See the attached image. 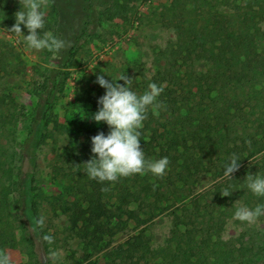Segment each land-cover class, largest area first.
Wrapping results in <instances>:
<instances>
[{"label":"trees","instance_id":"trees-1","mask_svg":"<svg viewBox=\"0 0 264 264\" xmlns=\"http://www.w3.org/2000/svg\"><path fill=\"white\" fill-rule=\"evenodd\" d=\"M189 1L191 0H174L166 9L168 12L176 13L179 5L182 4L184 6L181 8H186L189 12L191 9L186 7ZM74 2L51 0L58 15H66L65 21L72 18L76 7L77 12L83 8L84 20L76 34V42L67 50L65 49L67 51L65 60L57 62V68L47 69L44 80L38 85L36 91L38 99L27 127V135L13 150L12 157L18 164L17 170L14 172L12 168H6L0 160V183L2 184L0 187V249L6 251L18 244L14 236V226L8 214L9 196L15 194L18 203L17 219L29 231V239L25 241L29 254L28 264H52L48 255L39 261L36 251V247L47 251L48 240L45 239L34 187L38 149L45 140V132L54 109L55 99L61 90L60 77L64 75L65 69L70 67L79 49V41L90 40L95 35L91 34L90 26L95 24L99 27L104 21L115 18L127 19L135 9V0H82L83 7L79 9ZM194 4H197V7L193 6L196 15L204 14L198 10L206 7L209 15H213L216 9H220L224 15L223 18L231 15L226 14L225 10H232L234 19L232 18L233 22L228 25L223 24L224 20L218 19L214 21L215 25H206L201 29L196 24L189 27L179 26L177 37L184 47L180 49V54L177 56H169V53H165V59L171 63L167 71L171 73V78L167 86H161L163 92L160 96L159 110L166 109L165 111L170 114L173 113L172 117H176L174 121H177L179 130L165 129L160 137L154 136L151 141H147L144 135L140 138L146 159L158 160L167 157L169 164L165 171L166 178L160 176L150 181L145 176L140 178L139 174H134V178L132 175L121 177L125 181L124 189L121 194H118L121 196L117 198L111 193L114 182L101 183L90 179L84 164L92 157L91 137L100 132L107 135L109 128L106 124L100 128H92L80 119L73 121L72 128L68 129V145H65L62 152L58 153V162H62L66 167L59 164L55 167L58 173L63 174L64 179L72 180V170H84V173L74 180V185L70 189L77 188L79 194L85 196L87 207L82 211L85 225L84 232L80 236L85 240L88 239L87 245L92 244L98 247L105 235L108 237L115 235L118 230L115 225L113 228L106 229L107 227L105 228L102 223L104 219L111 221L117 211L126 217L127 222L134 221L137 225H142L152 221L159 213L157 210L162 209L161 204L172 199L174 204L171 212L174 223L172 239H169L164 247L154 250L155 257H161L160 262L155 264H204L210 255L194 257L192 241L198 243L195 246L200 248L202 253L205 251L208 254L218 255L214 258L212 256L209 260L211 264H250L251 261V264H254L253 258L245 260L244 257L247 254L257 255L258 253H253V249L243 242L237 245V241H226L221 249H217L221 242L219 238L224 230L225 220L221 217L213 219L214 223L211 225L210 220L206 219L208 215L213 216L215 206L220 210L221 206H226L225 202L228 199L233 200L236 187L240 181L244 182V178L240 179L241 174L215 183L213 191H215L216 205L206 206V211L202 215L199 212L203 205L201 201H197L194 204L195 209L189 211V206L184 201L179 205L176 204L178 202L176 193L177 189L186 187V181L190 182L191 177L195 175L199 178L203 174L212 173L213 177L218 179L220 168H224L225 163L234 154L241 160V165L246 160L261 158L258 162L262 165L259 164L257 173L264 175V100L262 98L264 83H259L260 86L248 81L253 75L259 78L258 82H264V68H254L250 74L246 59H241V56L256 54L260 43L264 41V31H261V23L264 21V0H204L202 5L197 2ZM8 8V6L3 8L5 13H9ZM216 16L217 14L211 19ZM73 18L70 28H74ZM241 19H244L246 26ZM236 22L237 25H235ZM250 26L254 31H250ZM8 52L13 58L14 52L10 50ZM4 54L0 52L2 55L0 60L4 58ZM198 64L207 65L208 68L205 71L198 69ZM1 69L9 71L6 65H2ZM51 73L57 74L52 76ZM232 83L244 90L249 89L256 97L257 103L251 105L248 111H244L246 103L231 104V99L223 96L230 91L225 84L232 85ZM187 87L188 91L185 90ZM2 94L0 93V129L4 130L7 120L11 122L12 120L3 111L6 96ZM187 94L192 95L193 100L198 99V103L188 107L186 113L182 114L179 102H188L190 97H187ZM88 98L95 107H98V97L89 94ZM149 116L153 117V112H150ZM162 127L166 128V125L163 124ZM161 129L159 126L152 130L157 134ZM180 150H182L181 153H179ZM27 160L30 168L23 171V164ZM213 165L216 166L214 171ZM171 174H177L183 184L175 185ZM169 189L173 190L171 194L168 193ZM225 190L231 195L221 196L220 193ZM113 197L119 202L118 206L116 201H112ZM165 206L163 209H166L168 205ZM85 212L91 215L87 214V216ZM214 236L218 240H215ZM136 239H140V236L134 237V240ZM134 240L128 239L112 247L108 255L110 256L109 264H140L139 258L143 260L144 256L140 257L139 255L142 254L133 247Z\"/></svg>","mask_w":264,"mask_h":264},{"label":"rangeland","instance_id":"rangeland-1","mask_svg":"<svg viewBox=\"0 0 264 264\" xmlns=\"http://www.w3.org/2000/svg\"><path fill=\"white\" fill-rule=\"evenodd\" d=\"M71 1H75V6H78V9L83 7L82 0ZM173 1L135 0L134 12L129 14L127 19L115 18L104 21L99 27L95 24L90 26L91 34L95 35L90 40L82 39L79 41V49L76 51L70 67L65 69L64 75H61V90L56 96L54 109L45 132L46 137L38 149L37 165L35 166L34 191L39 204L42 227L46 237L51 238L50 240L47 239V251L36 247L39 261L45 255H48V259L52 264H109L110 256L108 255L112 247L140 236V239L133 241V247L137 249L139 254H142L139 256H144L143 260L138 256L140 264H155L160 262L161 257H155L154 250L164 247L168 240L172 239L174 223L172 222L171 212L174 209V204L171 199L161 204L162 209L157 210L159 213L152 221L142 225H137L134 221L127 222L126 217L117 211L116 216L111 221L104 219L102 223L105 228L107 227L106 229L113 228L115 225L118 228L115 235L111 237L105 235L104 240L98 247L92 244L87 245L88 239L85 240L80 236L84 232L83 226L85 225L82 214L84 208L87 207L85 196L79 194L77 188L70 189L74 185V180L78 179L84 173V170L74 169L71 172L73 180L64 179L63 174L56 171L55 165L59 164L66 167L62 162H58V153L62 152L65 145H68V129L72 128L74 120H83L85 125L92 128H100L104 125V123L97 124L92 119L98 107H95L94 103L89 101L88 98L89 94L98 98L105 94V89L95 82L97 74H103L109 80H111V77L117 79L122 75L128 76L132 79L133 90L138 94H143L144 91L148 90L150 83L165 87L169 84L171 78V73L167 72L171 63H168L165 59V53H169V56H177L180 54V49L182 50L184 47H182V43L177 37L179 26L189 27L196 24L201 29L206 25H215L214 21L218 19L224 20L223 24L225 25L233 22L231 19H234L232 10H225L226 14H231L226 16L229 20L226 17L223 18L224 15L220 9H216L213 15H209L207 14L208 8L205 7L197 9L198 12L204 14H194L193 6L197 7L194 2L202 5L204 0L189 1L186 6L189 10L191 9L189 12L188 9L181 8L184 6L182 4L179 5V10L176 13L173 11L168 12L166 8ZM43 2L46 12L44 31L51 32L57 38L65 41V47L56 54L49 53L46 50L40 52L29 50L22 42V37L10 32L9 30L16 22L15 14L22 10V5L20 0H0V52L5 53L4 58L0 60V93L6 96L5 104L2 107L3 111L9 115V119L13 122L7 120L4 130L0 129V160L6 168H12L14 172L17 170L18 164L12 157L13 150L27 135V127L38 99L36 96L38 85L44 80L47 69L57 68V62L65 60L67 55L65 49L67 50L76 42V34H78L82 20H84L83 8L77 12L76 7V12L72 16V18L74 17V28H70L72 18L65 21L66 15L59 16L51 0H43ZM5 6L9 7V13H5L3 9ZM216 14L217 16L211 19ZM241 21L246 26L244 19H241ZM235 25H237V22ZM21 27L27 35V30L23 25ZM249 29L254 31L252 26ZM261 31H264V21L261 23ZM9 50L14 52L13 58L8 52ZM256 52V54H250L249 56H241V59H246L250 74L254 68H264V41L260 43ZM8 54L10 56H7ZM2 65H6L9 71H3L1 69ZM197 68L205 71L208 67L207 65L198 64ZM51 74L53 76L57 73ZM249 79L248 81L255 85L264 83L258 82L259 78H255L253 75ZM119 83H123V81H119ZM225 85L230 91L223 96L230 98L231 104L238 105L239 103L243 105V103H246L244 105L245 112L250 109L251 105L257 103L256 97L251 94L249 89L244 90L242 87H236L233 83L232 85ZM185 90L188 91V87ZM160 96L157 98L158 102ZM187 97H190L188 102H179L182 114L186 113L188 107L195 106L198 103V99L193 100L192 95L187 94ZM262 98L264 100V97ZM165 110H158L159 114L153 113V117H151L149 113L153 111L149 108L147 118L143 122L144 127L140 130L141 136L144 135L147 141H151L154 136L160 137L165 129L179 130L177 121H174L176 117H172L173 113L170 114ZM163 124L166 125V128L162 127ZM159 126L162 129L155 134L152 129ZM257 159L252 158L244 161L240 169L233 174H241L240 179L244 178V182L240 181L234 191L233 200L228 199L225 202L226 206H221L220 210L216 209L215 191L213 190L217 181L229 179L223 175L224 168H220L218 179L213 177L212 173L203 174L199 178L197 175L191 177L190 182L186 181V187L177 189L178 198L176 200L178 202L176 204L179 205L184 201L188 204L189 211H191L195 209L194 204L201 201L203 204L199 211L201 215L205 213L206 206H215L213 216L208 215L206 219L210 220L211 225L214 223L213 219H220L221 217L225 220L224 230L220 233L219 238L221 242L219 247L216 248L221 249L226 241H237V245L243 242L253 249V253H258L257 255L247 254L244 259L253 258L254 264H264V216L259 217L253 224L234 219L237 208L242 206L254 208L257 204H264V197L254 196L247 189L245 181L249 173L263 175L257 173L260 167L259 164H261L258 161L261 158ZM212 167L214 171L216 166L213 165ZM29 168L30 165L27 160L23 164V171H27ZM166 174L167 172L164 173V178H166ZM139 175L140 178L145 176L150 181L157 178L151 173ZM170 176L175 181V185L183 184L177 174H171ZM132 177L134 178L135 175L133 174ZM164 182H166V179H164ZM124 183L125 181L119 178L112 184L114 188L111 193L117 198L121 196L118 194L123 192ZM172 192L173 190L169 189L168 193L171 194ZM9 198L8 214L14 226V236L18 244L15 247L8 248L5 252L9 255L11 264H28L29 254L25 241L29 239V231L17 219L16 208L18 203L16 195L10 194ZM112 201L115 202L116 198L113 197ZM118 205L119 202L116 201V206ZM165 205L168 206L163 209V207H166ZM200 220L204 221L203 218H200ZM214 239L216 240L217 237L214 236ZM222 241L224 242L222 243ZM192 242L194 257L210 255L204 264H211L209 260L212 259V256L213 258L218 256L205 253V251L202 253L201 249L195 246L198 243L196 241Z\"/></svg>","mask_w":264,"mask_h":264},{"label":"clouds","instance_id":"clouds-1","mask_svg":"<svg viewBox=\"0 0 264 264\" xmlns=\"http://www.w3.org/2000/svg\"><path fill=\"white\" fill-rule=\"evenodd\" d=\"M20 3L22 10L15 14L16 22L9 31L22 37V42L29 50H46L56 54L63 49L65 41L44 31L46 12L43 0H20ZM22 25L27 30V35L22 30ZM95 82L105 89V94L98 98V110L92 119L97 124H106L109 132L107 135L100 132L91 137L92 157L84 163L88 177L103 183L115 182L133 174L151 173L156 177L163 176L169 164L167 157L146 159L140 138V130L144 127L143 122L149 108L154 114H159L161 105L157 98L163 88L150 83L148 90L138 94L132 88V79L123 75L109 80L103 74H97ZM240 162L239 157L234 154L224 165V177L233 178V174L241 167ZM245 181L247 189L254 196L264 197V175L249 173ZM222 194L231 195L227 190L222 191ZM261 216H264V204H257L254 208L242 206L234 213V219L248 224H253ZM0 264H11L9 255L2 249Z\"/></svg>","mask_w":264,"mask_h":264}]
</instances>
